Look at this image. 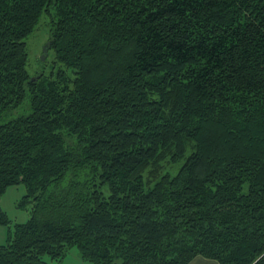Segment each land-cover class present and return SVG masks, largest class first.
<instances>
[{
	"label": "trees",
	"instance_id": "obj_1",
	"mask_svg": "<svg viewBox=\"0 0 264 264\" xmlns=\"http://www.w3.org/2000/svg\"><path fill=\"white\" fill-rule=\"evenodd\" d=\"M20 185L0 264H264V0H0V198Z\"/></svg>",
	"mask_w": 264,
	"mask_h": 264
},
{
	"label": "rangeland",
	"instance_id": "obj_2",
	"mask_svg": "<svg viewBox=\"0 0 264 264\" xmlns=\"http://www.w3.org/2000/svg\"><path fill=\"white\" fill-rule=\"evenodd\" d=\"M49 38V24L46 17H41L34 32L26 39V47L28 53L27 71L31 77L35 76L41 68L44 69V73L48 74L51 63L52 54L46 55L45 61L41 60L42 50L48 43ZM48 52V50H47ZM45 62V63H44ZM44 65V67H43ZM26 191L23 185L12 187L6 190V192L0 198V207L4 212L7 220L9 221L8 227H0V243L5 244L9 236H13L14 228L16 224H24L30 218L31 204H26L25 207H21L20 203L25 195ZM44 260L49 264H55L51 262L48 257H44ZM59 264H90L81 258L79 251L76 248H71L67 252L66 256L60 261ZM190 264H217L215 261L207 260L201 257L195 258Z\"/></svg>",
	"mask_w": 264,
	"mask_h": 264
},
{
	"label": "water",
	"instance_id": "obj_3",
	"mask_svg": "<svg viewBox=\"0 0 264 264\" xmlns=\"http://www.w3.org/2000/svg\"><path fill=\"white\" fill-rule=\"evenodd\" d=\"M48 47H49V45H48V43H47V44L45 45V47L43 48V50H42V57H41V60H42V61H45V58H46V55H47Z\"/></svg>",
	"mask_w": 264,
	"mask_h": 264
},
{
	"label": "crops",
	"instance_id": "obj_4",
	"mask_svg": "<svg viewBox=\"0 0 264 264\" xmlns=\"http://www.w3.org/2000/svg\"><path fill=\"white\" fill-rule=\"evenodd\" d=\"M0 227H1V226H0ZM0 245H3V244L0 243Z\"/></svg>",
	"mask_w": 264,
	"mask_h": 264
}]
</instances>
